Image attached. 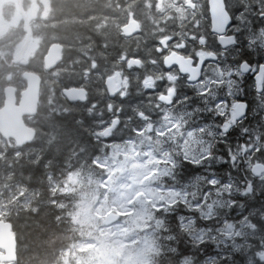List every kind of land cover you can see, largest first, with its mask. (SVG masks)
I'll list each match as a JSON object with an SVG mask.
<instances>
[{
  "label": "trees",
  "instance_id": "1",
  "mask_svg": "<svg viewBox=\"0 0 264 264\" xmlns=\"http://www.w3.org/2000/svg\"><path fill=\"white\" fill-rule=\"evenodd\" d=\"M50 1L49 15L32 26L39 48L28 68L38 72L42 86L38 109L26 123L36 135L22 147L0 139V199L13 200L6 219L17 238L14 264H64L67 249L83 241L86 226L70 215L76 207L73 191L62 192L59 187L74 171L104 175L100 163L109 146L137 138L144 120L141 114L159 119L156 95L145 92L143 83L162 78L164 70L157 60L160 40L184 37L202 48V38L213 39L206 32L174 27L182 0ZM225 2L239 28L231 47L234 51L221 58L250 61L252 48L245 39L258 35V28L247 31L245 27L252 8L264 11V0ZM198 8L205 9L202 3ZM132 17L140 31L125 37L121 27ZM54 42L62 44V60L46 70L43 54ZM130 57L139 58L141 65L128 68ZM116 72L127 79V88L124 95L116 92L111 98L105 79ZM69 86H84L87 100L69 102L62 93ZM185 89V94L179 93L182 102L202 104L200 90ZM234 94L238 96L231 98L223 83H215L207 107L192 116L204 126L201 135L209 139L211 154L194 161L172 152L176 166L163 179L184 190L185 196L166 207L149 208L143 225L155 246L148 264H184L185 260L189 264H264V174L256 177L251 172V164L264 163V80L257 89L249 77L235 85ZM228 99L245 100L248 112L236 124L224 125L226 116L219 106ZM115 118L113 132L104 136L102 132ZM216 182L226 189H216ZM28 190L33 195L27 196ZM12 193L17 196L10 199ZM218 197L223 203L208 213L206 204ZM29 202L35 206L28 207ZM228 224L242 225L243 230L231 236Z\"/></svg>",
  "mask_w": 264,
  "mask_h": 264
},
{
  "label": "rangeland",
  "instance_id": "2",
  "mask_svg": "<svg viewBox=\"0 0 264 264\" xmlns=\"http://www.w3.org/2000/svg\"><path fill=\"white\" fill-rule=\"evenodd\" d=\"M30 40L28 58L35 53L39 41L36 37ZM116 88L117 93L124 95L125 80ZM236 95L233 93L231 98ZM228 100L220 103V112L226 116L224 125L232 123L233 107L243 99ZM177 114L180 111L172 114L166 111L156 122L146 118V126L137 138L110 145L100 163L104 175L96 177L88 171L78 170L67 176L59 188L62 192L73 191L76 207L70 215L86 227H83V241L74 243L67 251L64 264H148L155 246L148 235L149 230L143 225L149 208L166 207L185 196L184 190L163 179L172 171V166H176L172 165L175 161L172 152L194 161L211 154V145L206 142L209 139L201 135L204 126L193 124L186 129L175 117ZM226 187L216 182V189L221 192ZM15 194L12 193L10 199L16 197ZM12 201L0 199V219H6L10 213ZM222 203L223 199L218 197L206 204L205 210L214 212V206ZM111 214L120 217L105 225L104 220ZM226 230L234 236L243 230V226L228 224ZM184 264L189 263L185 260Z\"/></svg>",
  "mask_w": 264,
  "mask_h": 264
},
{
  "label": "flooded vegetation",
  "instance_id": "3",
  "mask_svg": "<svg viewBox=\"0 0 264 264\" xmlns=\"http://www.w3.org/2000/svg\"><path fill=\"white\" fill-rule=\"evenodd\" d=\"M192 3L195 4L194 8L187 5V0H182V3H179L178 19L174 27L179 31L206 32L210 34L213 39L207 40L206 38H202V48H198L195 47L193 43H188L187 38L185 39L184 37H178L177 39L175 36L163 37L162 39L169 38V42L166 48L161 44L162 39L157 45V51L160 54L157 60L161 62L158 63V65L164 70L163 74L160 76L162 78L159 79L160 81L150 78L143 83V88L146 90L145 92L156 95L158 109L155 108V110H158V118L160 119L166 111L170 114L180 111V114H177L175 117L181 120L180 124L184 125L186 129L196 124V120H192V116L195 112L198 111L199 108L202 109L201 107L205 109L207 104H209L208 95L210 92H214L215 83H223L228 93L232 95L235 85L239 82L246 81L249 77L255 81L254 77L256 73L259 71L260 66L264 65V62H262L264 53L258 54V51L262 50L257 49V47H261L264 51V11L260 12L259 9L252 8V18L247 22L249 23L248 27H245L247 31L252 26L254 28L257 27L258 35H250L248 39H245L249 47L252 48V51H250L251 53L249 55L251 56V60H243L248 61L252 69H256V71H249L243 74L240 71L241 62L239 63L237 59L228 56L224 59L221 58V56L233 52L234 49H231V47L234 45L223 47L218 42V35L212 32L208 0H192ZM199 3H202L205 9L199 10ZM47 10L48 12L44 16ZM50 11V0H47V3H44L43 0H0V108L4 105L6 88L8 86L15 88L14 94L16 96V103H19L21 92L27 86L24 73L26 71L36 72L28 67H32V58L39 48V41L38 48L29 58L28 45L31 40L27 44L26 49H24L21 59L19 61L14 60L16 55L20 54L27 34L24 13L29 18L32 29L35 22L45 19ZM231 17L232 23L227 30V34L234 35L237 39L236 34L239 28V22L234 20L232 15ZM32 37H36L33 31ZM32 37L30 39H32ZM36 38L39 40L38 37ZM173 52L183 55L186 58H192L193 66H196L200 59H203L201 79L197 82H189V75L182 74L177 65H172L170 68H167L164 58L166 55ZM210 54H214L215 57H211ZM42 62L44 66L43 58ZM132 68L133 67H131V69ZM123 80H125L127 86V79L123 78ZM259 86L261 87L262 84ZM185 88L200 90L202 104L199 103L200 105H198V103H195L192 106H188L182 102L179 93L185 94ZM167 97H169V100H167ZM184 111L185 113L182 114ZM34 115L25 116V120L33 118ZM152 116L153 115L147 117L152 122H156V118ZM141 117L144 120H142V125L139 127L140 131L146 126L145 115L141 114ZM110 125L111 124H108L107 127ZM113 129L114 128L110 130L109 134L113 132ZM1 138L13 140L11 138L6 139L0 135V139ZM31 192L28 190V196H30Z\"/></svg>",
  "mask_w": 264,
  "mask_h": 264
},
{
  "label": "water",
  "instance_id": "4",
  "mask_svg": "<svg viewBox=\"0 0 264 264\" xmlns=\"http://www.w3.org/2000/svg\"><path fill=\"white\" fill-rule=\"evenodd\" d=\"M47 3V0H43ZM187 5L194 8L195 4L192 0H187ZM209 13L211 17L212 32L218 35V42L223 47H228L236 44V37L234 35L227 34V30L232 23L231 14L226 6L225 0H208ZM25 25H26V38L25 43L17 54L15 61H19L22 57L24 49L32 37V29L30 20L24 13ZM122 34L125 37H132L140 31V25L135 18L128 19V21L121 27ZM169 38H164L161 44L166 48ZM62 44L59 42L51 43L44 54V66L46 70L54 69L62 60ZM211 57H215L214 54H210ZM165 66L170 68L172 65H177L182 74L189 75V82H197L201 79L202 75V63L203 59H200L196 66H193V59L186 58L176 52L170 53L164 58ZM244 62V61H243ZM241 62L240 71L243 74L248 73L250 63L247 64ZM127 67H139L141 60L137 57H130L126 61ZM262 66V65H261ZM255 75V84L261 85L264 80V67H261ZM252 68V66H251ZM24 78L27 81L26 88L21 92L20 102L16 103L15 88L8 86L5 92V105L0 108V135L6 139L13 138L17 147H22L25 144L30 143L36 131L30 125H27L24 117L32 116L35 114L41 89V76L33 71H26ZM123 80V77L119 72L109 76L105 79L106 89L109 96L112 98L115 96L117 86ZM62 93L68 99L69 102H84L87 100V89L84 86H69L63 89ZM169 100V97H167ZM246 104V108H245ZM248 112V104L246 101L241 100L233 107L232 123L236 124L238 120L243 118ZM118 123V118H115L111 125L104 129L103 134L106 136L110 130ZM228 130V127L226 128ZM251 172L256 177H260L264 174V163L258 162L252 165ZM120 217L119 214H111L104 220L105 225L112 224ZM0 249L3 253L0 255V264H8L15 262L17 256V238L12 230V225L7 219H0Z\"/></svg>",
  "mask_w": 264,
  "mask_h": 264
},
{
  "label": "bare ground",
  "instance_id": "5",
  "mask_svg": "<svg viewBox=\"0 0 264 264\" xmlns=\"http://www.w3.org/2000/svg\"><path fill=\"white\" fill-rule=\"evenodd\" d=\"M130 19H131V18H130ZM214 56H215V55H214ZM43 61H44V56H43ZM44 67H45V66H44ZM41 83H42V82H41ZM41 86H42V84H41ZM40 91H41V89H40ZM62 91H63V90H62ZM116 92H117V91H116ZM63 95H64V94H63ZM64 96H65V95H64ZM65 98H66V97H65ZM39 99H40V96H39ZM66 99H67V98H66ZM67 100H68V99H67ZM19 102H20V101H19ZM78 102H79V101H78ZM84 102H85V101H84ZM17 104H18V103H17ZM38 104H39V102H38ZM4 105H5V102H4ZM4 105H3V106H4ZM3 106H2V107H3ZM2 107H1V108H2ZM37 109H38V107H37ZM36 111H37V110H36ZM35 113H36V112H35ZM24 120H25V117H24ZM25 122H26V121H25ZM26 124H27V123H26ZM27 125H28V124H27ZM33 128H34V127H33ZM35 131H36V130H35ZM35 135H36V134H35ZM34 137H35V136H34ZM8 139H9V138H8ZM11 139H13V138H11ZM13 141H14V139H13ZM14 142H15V141H14ZM70 174H71V173H70ZM68 178H69V177H68ZM67 182H68V181H67ZM54 184H56V182H55ZM53 187H54V186H53ZM55 187H57V186H55ZM54 189H56V188H54ZM63 189H64V188H63ZM30 192H31V191H30ZM31 193H32V195H33V192H31ZM30 195H31V194H30ZM30 199H31V198H30ZM30 199H29V200H30ZM29 200H28V201H29ZM34 206H35V205H34L33 202H29V203H28V207L33 208ZM5 218H6V217H5ZM79 243H80V242H79ZM79 243H78V244H79ZM74 245H75V244H74ZM0 250H1V249H0ZM67 250H69V249H67ZM1 251H2V250H1ZM2 253H3V251H2ZM2 253H1V254H2ZM1 254H0V255H1ZM67 255H68V254H67ZM17 256H18V254H17ZM16 261H17V260H16ZM16 261H15V262H16ZM15 262L8 263V264H14ZM66 262H67V261H66Z\"/></svg>",
  "mask_w": 264,
  "mask_h": 264
},
{
  "label": "snow or ice",
  "instance_id": "6",
  "mask_svg": "<svg viewBox=\"0 0 264 264\" xmlns=\"http://www.w3.org/2000/svg\"><path fill=\"white\" fill-rule=\"evenodd\" d=\"M243 63L247 64V61H244ZM261 67H264V65H262ZM249 70L252 72L256 71V69H252L251 66H249ZM254 79H255V77H254ZM245 108H246V104H245Z\"/></svg>",
  "mask_w": 264,
  "mask_h": 264
}]
</instances>
